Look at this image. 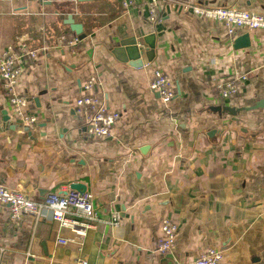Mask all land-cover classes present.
<instances>
[{"label": "crops", "instance_id": "obj_1", "mask_svg": "<svg viewBox=\"0 0 264 264\" xmlns=\"http://www.w3.org/2000/svg\"><path fill=\"white\" fill-rule=\"evenodd\" d=\"M196 3L264 14V0H158L149 23L140 0H0V54L15 35L43 49L17 79L36 119L27 130L0 87V183L34 199L80 183L97 217L72 242L48 210L16 221L0 204V264H190L209 247L219 264H264V106L253 107L264 99V29L229 33L194 15ZM243 33L249 45L234 48ZM149 35L142 65L114 53L130 37L145 50ZM154 71L173 88L168 103L149 89ZM243 75L219 96L218 84ZM84 94L119 112L109 136L87 131L75 106ZM165 218L178 229L160 253Z\"/></svg>", "mask_w": 264, "mask_h": 264}, {"label": "built area", "instance_id": "obj_2", "mask_svg": "<svg viewBox=\"0 0 264 264\" xmlns=\"http://www.w3.org/2000/svg\"><path fill=\"white\" fill-rule=\"evenodd\" d=\"M118 1L123 8H127L135 0ZM140 1L141 5L146 8L147 22L157 21L159 18L158 0ZM190 9L194 15L200 18L222 23L229 33H233L236 27L264 29V14L241 10L234 5L207 6L196 3L191 5ZM60 42L72 47L76 45L78 39L61 35ZM40 50L43 49H35L28 45L26 35H15L13 41L0 54V87L8 96L11 113L27 125L34 124L36 119L26 110L28 102L26 97L17 91V79L27 64L37 58ZM244 78L243 75L237 79L218 84L216 86L217 93L222 98L229 97L235 92L238 81ZM93 83V80L90 79L84 88L90 89ZM149 89L156 93L164 103L170 102L174 96L168 78L159 71L153 72ZM75 106L78 113L84 118L87 131L98 138L109 136L111 127L120 118L119 112L108 110L103 103L91 95L84 94L78 97L75 100ZM0 204L8 206L11 218L16 221L23 214L37 216L41 210H48L51 219L58 224L59 228L66 227L75 232L76 237L68 239L72 242L83 237L86 230L91 227L92 222L97 220L92 193L88 191L80 192L69 189L63 194L49 192L40 199H34L21 189L9 188L0 183ZM117 219V214L114 213L110 222L116 225ZM177 229V224L174 221L169 218L163 219L161 222L162 236L158 240L157 251L166 253L172 248ZM59 241L65 243L67 240L59 239ZM221 259V251L209 247L190 264H219ZM77 263L86 264V261L77 259Z\"/></svg>", "mask_w": 264, "mask_h": 264}, {"label": "water", "instance_id": "obj_3", "mask_svg": "<svg viewBox=\"0 0 264 264\" xmlns=\"http://www.w3.org/2000/svg\"><path fill=\"white\" fill-rule=\"evenodd\" d=\"M69 25H70V29L76 33L79 34L80 33V29L78 24H74L71 19L70 21H68ZM148 38H153V35H149L147 37H143V41L147 44V46L145 47V50L142 49L141 45H138V41L136 40L135 37H130L127 39H124L123 41H121L120 46L114 49V53H119L120 57L125 60V56L124 53L127 54L128 59L131 60V64L134 66H139L142 65V60H141V53L144 51V53L147 55L148 52L149 53H153V44L154 42L151 43V41L148 40ZM233 47L234 48H239V47H244V46H248L249 45V37L247 33H243L242 35L237 36L234 40H233ZM119 58V57H118ZM264 106V99H261L260 101H258L257 103H255V105L253 107H263ZM3 120L4 121H8L9 120V116L6 114L3 116ZM29 128L28 125H25V129L27 130ZM71 189H75L78 190L80 192L85 191V186L80 184V183H72L70 185Z\"/></svg>", "mask_w": 264, "mask_h": 264}]
</instances>
